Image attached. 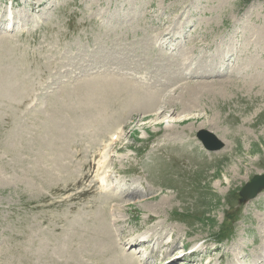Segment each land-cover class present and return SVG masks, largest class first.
Returning <instances> with one entry per match:
<instances>
[{"label":"rangeland","instance_id":"obj_1","mask_svg":"<svg viewBox=\"0 0 264 264\" xmlns=\"http://www.w3.org/2000/svg\"><path fill=\"white\" fill-rule=\"evenodd\" d=\"M10 2L0 0V10ZM12 2L17 11L7 13L30 22L12 43L18 31L0 23V264L130 261L105 256V241L87 228L95 218L80 217L93 213L82 199L68 201L90 180L101 184L99 162L120 173L132 166L109 192L124 200L87 195L106 206L98 216L111 206L119 220L94 227L110 230L108 246L120 232L153 233L172 240L163 259L198 244L203 255L192 258L201 264H264V188L240 195L264 172V0ZM97 71L111 81L93 78ZM35 92L41 105L28 109ZM166 115L189 118L167 127ZM202 129L221 148L206 149ZM160 240L145 248L157 255L148 264H163ZM140 246L132 250L143 259Z\"/></svg>","mask_w":264,"mask_h":264},{"label":"bare ground","instance_id":"obj_2","mask_svg":"<svg viewBox=\"0 0 264 264\" xmlns=\"http://www.w3.org/2000/svg\"><path fill=\"white\" fill-rule=\"evenodd\" d=\"M30 4H32V3H30ZM8 16H10L11 17V13L9 12L8 13ZM23 24V21H21V25ZM11 27H12V29H14L15 28V26H12V23H11ZM3 28H4V26H3ZM3 28L1 27V29L3 30ZM261 29V32L262 31H264V26L262 27V28H260ZM13 32V31H12ZM252 39V38H251ZM253 40V39H252ZM257 40V39H256ZM249 41H251V40H249ZM248 41V42H249ZM252 42H254V41H252ZM257 43H259L258 42V40H257ZM253 46V45H252ZM256 62V61H255ZM260 63V62H259ZM223 65V60H222V62H221V64H218L217 66H222ZM261 65H262V67H264V62H261ZM223 67V66H222ZM222 67H220V68H218V70L217 71H220L221 70V68ZM125 68H126V66H125ZM210 72V71H209ZM169 73V72H168ZM208 74V73H207ZM262 74V76L261 77H263L264 78V71L261 73ZM123 75V74H122ZM185 78V77H184ZM264 80V79H263ZM264 82V81H263ZM168 84V83H167ZM186 86H187V84H186ZM184 87V86H183ZM194 87V86H193ZM196 87V86H195ZM194 87V88H195ZM182 89V88H181ZM197 89V88H196ZM193 90V89H192ZM200 91V90H199ZM204 91V90H203ZM219 91H221V90H219ZM147 92V91H146ZM194 92V91H193ZM223 92V91H222ZM145 93V92H144ZM101 94V93H100ZM104 94V93H103ZM158 94V93H157ZM91 95V94H90ZM94 96V95H93ZM99 96V95H98ZM101 96V95H100ZM95 97V96H94ZM102 97V96H101ZM133 97V96H132ZM138 98V97H137ZM137 98H134L135 100H134V102H136V103H139V108L141 107V100H139V99H137ZM96 99V98H95ZM149 99V98H148ZM148 99H147V101H148ZM94 100V99H93ZM99 100V99H98ZM104 102V101H103ZM132 103V102H131ZM83 104V103H82ZM79 107V106H78ZM80 108V107H79ZM161 113H163V111H161V112H158V113H156L155 114V116H158V115H160ZM196 115V114H195ZM195 115H192V116H195ZM191 117V116H190ZM154 118V117H153ZM166 118H167V120H166ZM187 118H189V116H185L183 119H178V120H180V121H182V120H185V119H187ZM195 118H198V116L197 117H195ZM176 118L175 117H172V116H170V115H166V117H165V119L163 120V123H165V126H167V127H169L170 125V123H174V122H176ZM177 120V121H178ZM118 134V133H117ZM240 170V169H239ZM236 171V170H235ZM234 171V172H235ZM235 174V173H234ZM234 178H236L235 177V175L232 177V179L229 181L230 183L231 182H233L234 181ZM99 185V184H98ZM99 187V186H98ZM91 189V188H90ZM102 198V197H101ZM115 198V197H114ZM91 202V201H90ZM94 202V201H93ZM166 202V201H165ZM136 203V202H135ZM96 204V203H95ZM163 204V203H162ZM157 205V204H156ZM97 208V207H96ZM117 209V208H116ZM120 211V210H119ZM117 213H118V211H117ZM93 217V216H92ZM84 219V218H83ZM87 220V219H86ZM118 220V219H117ZM115 221V223H118L119 224V220L118 221ZM94 221V220H93ZM81 222H83V221H81ZM87 222V221H86ZM90 222V221H89ZM88 222V223H89ZM103 222V223H102ZM93 223H95V221L93 222ZM102 223V224H101ZM101 223H99L101 226L103 225V227L104 228H107V227H109V224H108V222L106 221V220H103V221H101ZM83 224V223H82ZM84 225H85V222H84ZM99 225V226H100ZM90 226V225H89ZM91 226H92V224H91ZM98 226V227H99ZM104 228H96V232L94 231V229H93V236H94V238H95V236H96V238H98V240H99V238L100 239H102V240H104L105 241V245H101L102 246V249H105V251H104V255H106V254H108V256H109V258H110V256L111 257H113V256H115V252L117 251L116 250V248H113V246H111V244H110V246H108L109 245V242H106V241H109L110 240V233H109V231L111 230H107V229H104ZM97 233V234H96ZM157 233V232H156ZM85 236V235H84ZM89 236V235H88ZM125 236V235H124ZM156 236H158V234H156ZM89 238V237H88ZM87 238V239H88ZM112 238V237H111ZM155 238L153 237V235L151 234V235H149V236H146L144 239H141V240H138V239H136V238H131L130 239V244H131V246L129 247V248H131L132 246H139V245H143V244H146V245H150L151 243H152V241L154 240ZM97 240V241H98ZM102 240H100L101 242H102ZM157 241H158V239H157ZM100 242V243H101ZM113 242V241H112ZM172 242V240L170 241V239H169V241L167 242V243H162V246L164 247H166L167 245L169 246V244ZM148 243V244H147ZM126 243L125 242H121V249H122V247L125 245ZM174 245V244H173ZM125 247V246H124ZM181 247H183V245H181ZM113 248V249H112ZM168 248V247H167ZM179 248V247H178ZM200 248H201V246H200ZM173 249V248H172ZM124 252H125V248H123L122 249ZM194 250H196V251H200L201 249H198V248H195ZM175 251H178L177 249L176 250H174V252ZM118 252H120V249H118ZM165 252V251H164ZM121 253H123V252H121ZM120 253V254H121ZM177 253V252H176ZM181 253V252H180ZM119 254V255H120ZM128 256H127V259H129L130 261L128 262H126L127 264H143V262H141V260L140 259H138V258H136L135 257V255H134V252H127L126 253ZM142 254H144V255H146L147 254V251H143L142 252ZM164 254V253H163ZM103 255V254H102ZM117 256L118 258H120L121 257V255H123V254H121L120 256ZM176 255V254H175ZM179 255V254H178ZM178 255H176V256H178ZM184 255H186V254H183V256H181L180 258H173V255H170L169 256V260H167V259H164V263L166 264H175V260L176 259H182L183 260V258L185 257ZM203 255V254H202ZM97 256V255H96ZM101 256V255H100ZM166 253L164 254V256L162 257V258H166ZM171 256H172V258H171ZM124 258H125V256H124ZM185 259V258H184ZM115 261V260H114ZM193 262V261H192ZM177 263V262H176ZM121 264V263H120ZM125 264V263H124ZM144 264H148V262H147V260H145L144 261Z\"/></svg>","mask_w":264,"mask_h":264},{"label":"water","instance_id":"obj_3","mask_svg":"<svg viewBox=\"0 0 264 264\" xmlns=\"http://www.w3.org/2000/svg\"><path fill=\"white\" fill-rule=\"evenodd\" d=\"M198 137L203 140L204 144L208 148H220L222 146L221 141H216L215 147L212 146L213 142L205 141V135L210 136L208 131L200 130L198 132ZM214 139V137L212 136ZM215 140V139H214ZM264 188V173L254 175L250 180H248L244 186L242 187L240 194L243 199H249L250 197H254L261 189Z\"/></svg>","mask_w":264,"mask_h":264}]
</instances>
